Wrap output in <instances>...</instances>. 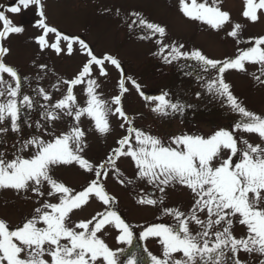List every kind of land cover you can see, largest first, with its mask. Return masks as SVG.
Listing matches in <instances>:
<instances>
[{"label":"snow or ice","instance_id":"snow-or-ice-1","mask_svg":"<svg viewBox=\"0 0 264 264\" xmlns=\"http://www.w3.org/2000/svg\"><path fill=\"white\" fill-rule=\"evenodd\" d=\"M221 3L222 0H179V11L217 31L231 25L227 36L238 44L245 43L239 39L243 26L233 23ZM30 7L38 17L33 26L42 30L35 37L40 51L51 49L57 55H72L78 43L85 59L73 78H57L50 84L51 90L38 83L33 87L28 77H22L16 67L5 62L10 49L4 41L23 33L24 28L14 26L5 11H0V191H14L34 204L32 212L15 226L0 218V264H119L118 252L125 249L113 250L102 236L109 228L115 229L116 241L131 245L135 227L142 228L141 240L154 238L161 246L160 255L145 248L149 264H250L253 256L259 258L258 264H264V115L248 110L224 78L228 70L246 73V63L257 64L261 74H253V78L264 87V36L250 38L246 42L250 46L239 50L234 58L218 60L200 49L184 50L183 43H166V26L148 20L140 12L129 14L135 17L129 29L135 25L145 32L142 39L158 37L159 51L153 55H159L164 63L194 60L206 73L215 70L216 77L205 82L207 91L222 98L240 116L231 129L221 128L207 136L184 132L165 142L135 127L133 118L125 112L123 97L130 92L127 81L145 101L155 102L150 110L160 117L177 113L183 116L191 105L168 99L167 92L156 97L145 95L136 80L125 78L116 57L97 56L79 36L65 35L51 26L45 0H17L6 10L18 14ZM242 16L253 23L260 20L264 0H244ZM50 33L56 36L54 43L47 39ZM61 40L67 42L66 47L61 46ZM108 65L120 73L119 92L111 100L98 92L102 84L99 78L110 74ZM38 67L43 72L47 64ZM35 79L44 77L37 74ZM22 81L31 95L23 91ZM78 86L86 95L84 106L77 98ZM54 92L59 93V98L53 102ZM196 96L199 98L200 93ZM34 112L39 113L38 119H33ZM111 117L119 121L125 134L115 140L102 162H96L88 156L87 136L90 132L101 136L113 133ZM82 118L91 121L87 129L81 126ZM57 122L68 126L57 128ZM25 126L33 130L28 138L23 135ZM9 132L15 134V141L8 140ZM245 133L255 134L259 142H250ZM127 159L134 165L132 178L119 167V162ZM64 166H75L88 174L81 190L55 176V170ZM113 177L120 185L139 190L136 204L158 208L161 217H170L174 223L127 222L116 210L117 197L105 187ZM152 189L160 195L155 196ZM169 190L186 191L188 205L167 206ZM91 201L100 202L103 210L90 219H73ZM237 225L246 227V234L237 236ZM241 253L248 258L241 259ZM127 264H137L135 254Z\"/></svg>","mask_w":264,"mask_h":264},{"label":"rangeland","instance_id":"rangeland-1","mask_svg":"<svg viewBox=\"0 0 264 264\" xmlns=\"http://www.w3.org/2000/svg\"><path fill=\"white\" fill-rule=\"evenodd\" d=\"M17 0H0V11L10 18L14 26H22L23 33L13 34L4 41V46L10 49L5 57V62L16 67L21 76L28 77L35 87L40 86L50 89V84L57 78L71 79L79 71L85 57L79 52V44H74V52L67 55L66 52L57 55L51 49L40 51L35 37L42 34V30L34 27L35 15L33 7L22 9L18 14L7 12V6L16 4ZM202 2V0H198ZM212 0H209L211 3ZM48 23L55 26L60 32L69 36H79L93 49L97 56L111 54L120 60L124 69L125 78L131 77L141 85L145 95L156 97L163 92L169 93L168 99L179 101L186 108L183 116L180 114L160 117L150 110L155 102L145 101L139 93L127 81L126 86L130 92L123 97L125 112L133 118L134 126L141 128L154 136H158L167 142L168 138L184 132L203 134L205 136L221 128L231 129L234 123L240 120V116L230 110L222 98L212 96L205 86V82L216 77L215 70L204 72L200 64L194 60L181 59L171 64L163 62L159 55H153L159 51L156 40L158 37L144 38L146 33L133 25L129 29L135 17L129 14L133 11L140 12L148 20L166 26L168 39L166 43L176 41L185 45L184 50L200 49L209 58L223 60L234 58L239 50L250 45L246 42L250 38L264 36V16L253 23L242 16L244 0H222V10L231 14L233 23H240L243 27L239 39L245 43H237L235 39L227 36L231 25L224 30H214L200 21H193L183 16L179 11V0H45ZM117 10H119L117 12ZM3 24L0 22V30ZM50 43L56 41L54 33L47 37ZM61 46L66 47V41L61 40ZM47 64V69L40 71L38 65ZM247 72L228 70L224 74L226 82L231 85L234 95L250 111L264 115V87H261L253 78V74L260 75L257 64L246 63ZM109 76L99 78L102 81L98 92L102 98L111 100L118 94L119 70L108 65ZM39 74L44 79L37 81ZM5 79H8L5 74ZM99 82V81H98ZM23 91L32 94L31 90L22 81ZM81 106L85 105L86 95L78 86L75 90ZM200 96L197 98L196 93ZM59 98V93H53V102ZM2 99V98H0ZM40 103H43L40 99ZM39 113H33V119H38ZM113 125V133L101 136L99 133L90 132L87 136L89 148L88 156L96 162H102L111 147L115 146V140L125 134L124 129L119 128V121L115 117L110 118ZM71 121L68 119V124ZM68 124L57 122V128H65ZM91 124L88 118H82L81 126L87 129ZM33 134L32 129L24 127L23 135L28 138ZM250 142L257 143L259 138L255 134H244ZM8 140L15 141V134L9 132ZM11 155V149H9ZM120 169L129 178L134 175V165L130 159L119 162ZM55 176L66 185L81 190L88 179V174L75 166L59 167L55 170ZM109 194L118 199L116 210L127 222L133 225H147L149 223L166 222L174 223L170 217H161L158 208L141 206L136 204L135 198L139 190L132 185L122 186L115 177L110 178L105 184ZM150 187V186H149ZM155 196L160 193L152 189ZM155 198V197H154ZM189 195L186 191L169 190L166 204L170 207H184L189 203ZM34 208L31 200L23 196H17L14 191H0V218L5 219L11 226H15L28 216ZM103 206L98 201H91L83 211H77L73 219H90L97 211H102ZM160 217V219H157ZM142 228L135 227L132 244L118 243L117 231L109 228L102 238L113 250L125 249L118 252L119 264H127L133 254L136 255L137 264H149V258L145 248L155 255L161 254V246L154 238L141 240ZM235 234H246V227L237 225ZM241 259H247L246 254H240ZM259 258L253 256L250 264H258Z\"/></svg>","mask_w":264,"mask_h":264}]
</instances>
